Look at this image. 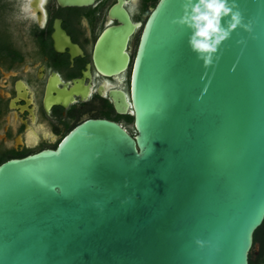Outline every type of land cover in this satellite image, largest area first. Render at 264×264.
<instances>
[{"label":"water","instance_id":"water-1","mask_svg":"<svg viewBox=\"0 0 264 264\" xmlns=\"http://www.w3.org/2000/svg\"><path fill=\"white\" fill-rule=\"evenodd\" d=\"M125 1L94 60L103 76L130 69L134 135L89 119L54 150L1 163L0 264H249L264 221V0H237L252 30L211 64L176 22L184 0H158L143 24Z\"/></svg>","mask_w":264,"mask_h":264},{"label":"flooded vegetation","instance_id":"flooded-vegetation-1","mask_svg":"<svg viewBox=\"0 0 264 264\" xmlns=\"http://www.w3.org/2000/svg\"><path fill=\"white\" fill-rule=\"evenodd\" d=\"M28 2L0 0V156L20 159L54 150L69 131L89 119L115 122L131 134L133 119L127 120L131 116L125 109L130 69L107 77L97 71L94 60L98 38L118 25L110 17L118 0H94L86 6L46 0L43 13L39 0H31L36 22L24 19L20 11ZM156 3L129 0L122 8L133 23L143 24ZM133 4L134 13L129 11ZM9 19L16 22V40ZM140 33L136 29L129 39L131 64ZM252 251L256 259L258 245Z\"/></svg>","mask_w":264,"mask_h":264},{"label":"clouds","instance_id":"clouds-1","mask_svg":"<svg viewBox=\"0 0 264 264\" xmlns=\"http://www.w3.org/2000/svg\"><path fill=\"white\" fill-rule=\"evenodd\" d=\"M45 2L39 0L38 10L41 13L44 12ZM182 9L183 15L176 22L189 29L188 45L206 64L213 62L219 46L230 38L235 29L241 27L247 31L252 30L250 23H244L237 0H184ZM20 11L24 19L37 21L31 0L22 5ZM129 11L134 13L136 5H131ZM39 27L43 30L46 24L41 21Z\"/></svg>","mask_w":264,"mask_h":264},{"label":"trees","instance_id":"trees-1","mask_svg":"<svg viewBox=\"0 0 264 264\" xmlns=\"http://www.w3.org/2000/svg\"><path fill=\"white\" fill-rule=\"evenodd\" d=\"M153 2V5L158 1V0H151ZM1 13V10H0ZM147 15V12L143 14L144 16ZM128 121H131V117H127ZM131 135H134V131L131 132ZM7 159L3 156H0V164L6 161ZM253 245H258V256L256 259L253 258L254 252L251 251L249 255V264H264V221L262 225L256 230L253 236Z\"/></svg>","mask_w":264,"mask_h":264},{"label":"rangeland","instance_id":"rangeland-1","mask_svg":"<svg viewBox=\"0 0 264 264\" xmlns=\"http://www.w3.org/2000/svg\"><path fill=\"white\" fill-rule=\"evenodd\" d=\"M9 23H10V29H11V31H12V33H13V35H14V37H15V39L14 40H16L17 38H18V32L16 31V22H11V20L9 19Z\"/></svg>","mask_w":264,"mask_h":264}]
</instances>
